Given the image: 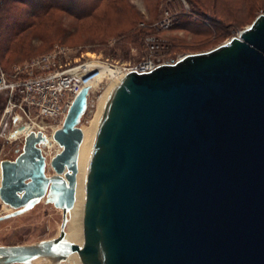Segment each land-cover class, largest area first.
<instances>
[{
  "label": "water",
  "instance_id": "obj_1",
  "mask_svg": "<svg viewBox=\"0 0 264 264\" xmlns=\"http://www.w3.org/2000/svg\"><path fill=\"white\" fill-rule=\"evenodd\" d=\"M90 86L51 138L29 131L0 161V200L44 199L62 213L56 236L0 245V264H264V13L217 47L126 72L98 122L84 180L83 241L67 237L80 119ZM46 168L52 169L47 174Z\"/></svg>",
  "mask_w": 264,
  "mask_h": 264
},
{
  "label": "rangeland",
  "instance_id": "obj_2",
  "mask_svg": "<svg viewBox=\"0 0 264 264\" xmlns=\"http://www.w3.org/2000/svg\"><path fill=\"white\" fill-rule=\"evenodd\" d=\"M260 13H264V0H0V70L10 77L15 66L55 46L68 47L73 60L98 59L120 67L148 57L172 62L226 42ZM98 81L80 119L82 128L89 125L103 92L116 84L115 77ZM5 97L1 91L0 161L14 159L23 144L11 134V119L1 118ZM53 127L45 131L49 137ZM50 141L42 147L47 164L60 150ZM46 173L52 169L46 168ZM10 210L0 200V214ZM61 218L59 208L41 200L28 211L0 221V245L56 236Z\"/></svg>",
  "mask_w": 264,
  "mask_h": 264
},
{
  "label": "built area",
  "instance_id": "obj_3",
  "mask_svg": "<svg viewBox=\"0 0 264 264\" xmlns=\"http://www.w3.org/2000/svg\"><path fill=\"white\" fill-rule=\"evenodd\" d=\"M162 63L166 62L148 57L135 65L121 67L122 76L132 70L149 71ZM103 64L112 65L98 59L73 60L68 47L55 46L31 62L16 66L15 71L23 73L22 78L9 79L0 70V92L8 90L10 94L15 93L19 97L21 112L12 116L11 120V134L14 138L23 139L31 130L46 134L48 128H57V122L63 120L74 96L86 85L90 86L88 108L91 104L90 93L94 88L92 84L99 82ZM5 113L1 111L2 119ZM16 117L18 119L15 120ZM4 126H7L6 122Z\"/></svg>",
  "mask_w": 264,
  "mask_h": 264
},
{
  "label": "bare ground",
  "instance_id": "obj_4",
  "mask_svg": "<svg viewBox=\"0 0 264 264\" xmlns=\"http://www.w3.org/2000/svg\"><path fill=\"white\" fill-rule=\"evenodd\" d=\"M103 77H109V78H116L117 83L120 78L122 77V69L120 66L115 65H108L103 64L102 68H100L99 77L98 80ZM93 83L92 85H94ZM115 86V85H114ZM113 86V87H114ZM112 87L110 86L107 88L102 95V100L99 102L97 109L90 119L89 125L86 128H82L83 130V140L79 148V154H78V171L76 175V191H75V202L71 210L68 212L67 216L69 218L65 230L67 237L75 241L80 247L82 246L83 241V233H82V213H83V204H84V180H85V174H86V167H87V161L89 158V155L92 150L93 140L95 136V131L98 125V122L100 120L101 114L104 110V106L106 103V100L111 92ZM101 99V98H100ZM87 104H88V97H87ZM62 122V120H61ZM61 122L58 126L61 125ZM54 129V128H53ZM47 137V141L44 142L45 144L51 143L49 135L45 134ZM44 200V199H42ZM6 205V204H5ZM36 205V204H35ZM8 208H10L8 205H6ZM34 207V206H33ZM12 210V208H10ZM31 209V208H30ZM10 210V211H11ZM29 210V209H28ZM26 210V211H28ZM8 211V212H10ZM24 211V212H26ZM22 212V213H24ZM21 214V213H20ZM19 215V214H17ZM16 216V215H15ZM66 261H72V264H84L83 258L78 252H73ZM53 264H60V262H56Z\"/></svg>",
  "mask_w": 264,
  "mask_h": 264
},
{
  "label": "flooded vegetation",
  "instance_id": "obj_5",
  "mask_svg": "<svg viewBox=\"0 0 264 264\" xmlns=\"http://www.w3.org/2000/svg\"><path fill=\"white\" fill-rule=\"evenodd\" d=\"M15 67H14V74L12 76H10L9 79H17V78L23 77V73L16 72ZM4 92L6 93V97H5V101H4V106H3L1 111L6 112L3 116L4 119H6V120L11 119L12 120V116H14L15 114H19L21 112L20 107H19V97L15 93L10 94L8 90H4ZM16 119H18V117H16L15 120ZM23 139H24V137H23Z\"/></svg>",
  "mask_w": 264,
  "mask_h": 264
}]
</instances>
